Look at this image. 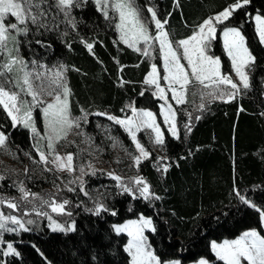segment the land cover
Segmentation results:
<instances>
[{"label": "trees", "instance_id": "1", "mask_svg": "<svg viewBox=\"0 0 264 264\" xmlns=\"http://www.w3.org/2000/svg\"><path fill=\"white\" fill-rule=\"evenodd\" d=\"M54 2L48 0L43 6L48 11L42 22L48 27L29 24L26 36L18 34L19 43L15 48L19 50L14 49L13 55L25 60L28 66L35 63L44 65L50 72H63V80L71 90V115L77 119L88 113L87 120L79 119V123L100 151L109 154V139L117 138L134 154L128 135L107 116L95 113L126 117L132 106L157 111L159 101L145 83L151 70L150 58L121 42L116 28L118 15L110 10L109 19H105L97 10L95 0H87L72 9L77 21L75 28L52 6ZM234 2L136 0L143 7L144 17L150 18L147 7L151 6L159 19L167 21L165 29L173 41L191 36L204 20ZM256 14L264 16V0H251L220 25V30L239 28L256 58L249 71L251 87L231 101L208 103L201 111H195L190 104L177 106L180 138L167 133L162 154L148 145L151 157L142 160L138 167L129 160L125 163L130 170L118 167L128 183L137 176L147 180L159 200L133 199L121 192L116 180L103 174L88 175L85 186L80 189L63 188L61 176L41 163L31 132L19 125L13 126L0 106V129L8 136L7 150L21 166V175L15 179L0 169V174L7 177L0 181V198H11L19 208L31 210L30 219L34 221L27 225L28 231L5 233L0 263L131 264L125 251L128 237L117 235L113 225L139 215L150 217L154 222L156 231L146 234L162 262L180 259L188 264L205 258L210 264H224L213 253L212 242L235 238L252 228L263 232L259 212L237 195L239 192L264 210V46L255 29L253 16ZM149 27L154 30L150 21ZM89 43L93 45L91 51L86 47ZM214 45L213 54L221 57L224 70L229 72L220 37ZM3 58L0 52V64ZM35 114L39 122L40 106L36 107ZM186 126H190V131ZM69 152L76 150L70 148ZM163 165L168 166L167 172L162 170ZM21 184L43 200L68 201L65 211L71 215L56 219L66 225L74 222L75 231H53L47 217L37 216L35 212L55 213L41 199L33 200L30 196L31 202L23 200L19 191ZM99 202L110 211L95 215ZM111 211L116 215H111ZM7 243L13 245L18 256L3 254Z\"/></svg>", "mask_w": 264, "mask_h": 264}, {"label": "snow or ice", "instance_id": "2", "mask_svg": "<svg viewBox=\"0 0 264 264\" xmlns=\"http://www.w3.org/2000/svg\"><path fill=\"white\" fill-rule=\"evenodd\" d=\"M178 2V0H177ZM251 0H235V2L229 5L220 13L213 17H209L204 20L198 29L189 37L176 41L178 48L173 47V40L170 39L169 33L164 30L166 20L162 21L157 17V13L153 7L148 6L147 12L150 13L149 17H144L143 7L136 4V0H95L97 10L101 12L105 19H109V7H111L117 14L119 23L116 24V28L120 33V40L128 47L133 48L135 51L142 52L143 55L149 56V49L152 48L154 43L158 42L159 51L163 57L164 70L167 75L164 77L168 81V87L172 92V99L177 104H183L187 102V95L189 87L193 88L195 94V86L198 84L202 89H208L205 93L200 91L201 100L203 101L205 95L212 99H225L231 101L241 91L247 90L251 87L249 71L251 65L255 64L256 58L249 50L247 40L242 31L237 27H225L222 30L224 39V49L231 61L232 71L235 76L238 77V82L234 81L232 75L223 70V66L219 57L209 54L211 48V41L215 39L217 27L220 24H224L232 17L233 13L239 9L250 4ZM48 3V0H0V52L6 51L8 54V61L0 65V77L5 75V72L11 73L14 66L20 65V71L22 75V84L17 82L14 86L20 89V92L27 96H31V102L24 100L21 96L11 89L6 90L4 84L11 83L7 79L0 81V106L7 115L11 118L13 126L22 125L25 128L30 129L34 135H39L35 121L32 116L33 108L38 103H43L41 95L43 91V85L39 87L41 91H37L33 87L32 77L33 73L26 71V62L16 56L12 55V49L8 48L9 43L18 45L19 41L16 40L13 33H19L21 35H27L29 32L28 25H36L39 28H47L48 25L43 21L47 15L48 9L43 6ZM87 3V0H55L54 6L59 9L66 18L65 22L76 27L77 21L72 16V9L80 7ZM14 18L16 22L6 24L8 16ZM149 21L154 23L157 30V34L153 35L149 30ZM256 31L258 33L259 40L264 44V17L261 15L255 16ZM23 25L24 27H20ZM143 44L145 47L141 49L138 45ZM86 47L91 51L93 45L87 44ZM182 49V54H178V51ZM18 47L15 51L18 52ZM181 59L187 61V68L181 63ZM63 69V66H61ZM56 79L52 81L56 85V89L61 91L55 95V103H49L43 109V115L48 121L50 132L56 134L57 140L66 139L67 132L72 127L79 128V119L87 120L88 113H84L81 118L73 119L71 117L70 105L68 97L71 94V90L67 87L66 81L62 79L63 72L57 71L55 73ZM36 79H42V74L35 73ZM148 85H155L156 93L160 99L165 100L167 104V97L165 96V90L160 86L157 79V68L152 66V71L149 73L145 80ZM53 89V91H56ZM49 95L52 92L48 93ZM143 94V93H141ZM200 110L203 109V102L198 106ZM83 111V109L81 110ZM95 115H106L107 119L114 121L116 124L121 125L125 131L128 132L135 148L139 155H134L133 160L138 167L143 159L151 157L150 151L137 139L136 133L142 129H149L154 133L152 137L155 144L164 146L165 140L163 132L160 129L159 124L156 122L154 114L150 111L137 110L132 108V118L119 119L115 116L108 115L107 113H95ZM199 119V117H197ZM164 121L169 125L170 134L179 139V133L175 123V112L169 104L164 112ZM188 130L190 131V126ZM8 136L5 133L0 132V148L7 151L6 141ZM48 148L55 152V147L52 144L51 137H48ZM40 161L45 164L49 163L47 155L37 148ZM73 155L67 154L65 157H61L59 154L53 158L58 170H67L69 172L75 171L73 165ZM163 160L164 157H160ZM91 167V165H89ZM162 170L167 172L168 166L163 165ZM83 175L84 169H80ZM109 176L118 182V186L122 193H127L132 196L133 199L143 198L145 200L156 199L160 197L151 190L150 184L143 177L137 176L131 178L129 183H124L122 178L118 175L109 173ZM7 177L0 174V181L5 180ZM70 191L72 189H69ZM19 191L23 194L22 199L29 201L31 196L33 200L41 199L42 204H47L51 211L62 215H71V212L65 211V206L68 201L62 203H56L54 200H43L38 197L37 194L27 191L21 184ZM87 195V193H85ZM237 195L243 203L255 208L260 214V218L264 221V210L256 207L249 200L241 196L239 192ZM31 202V201H29ZM7 203V207L13 210H19L18 203L15 201H5L0 199V204ZM110 210L103 204H98L94 210L95 215H100L102 212H109ZM24 215L29 213L25 212ZM37 216L43 215L50 221L49 226L53 231H75V224L72 223L68 227L56 222L48 215L47 212L36 211ZM111 215L115 216L116 212L111 211ZM31 219L22 220L15 215H5L0 212V245L5 242L2 239L4 232H14L18 230L28 231L26 225L33 224ZM8 224L15 225L16 228H9ZM114 232L119 235L122 233L127 234L131 239L128 241L125 251L131 258V264H162L160 258L153 251L151 244L148 241V237L145 235V231L155 232L156 228L150 217L141 215L138 220L128 221L123 225H113ZM7 254L18 256L19 253L15 250L11 243H7ZM212 249L219 260L224 264H242V261H247V264H264V235L256 230H250L244 232L238 239L233 241H224L222 244L213 243ZM169 264H178V262H169ZM200 264H208L207 261L201 260Z\"/></svg>", "mask_w": 264, "mask_h": 264}, {"label": "rangeland", "instance_id": "3", "mask_svg": "<svg viewBox=\"0 0 264 264\" xmlns=\"http://www.w3.org/2000/svg\"><path fill=\"white\" fill-rule=\"evenodd\" d=\"M110 10H112L115 14H117L111 7H109V11ZM257 15H260V14H257ZM262 17H264V16H262ZM253 21H254L255 29H256L255 17H254ZM11 22L18 23L17 21L14 20L13 17H11L9 15L7 20L5 21V23L8 24V23H11ZM220 25H218V27H217V32H216V35H215V39L211 41V48H210L209 54L214 55L213 54V51H215L214 42L216 41L217 37H220L222 48H223V52L227 56V54L225 52V49H224V39H223V33H222V30L225 27L221 28V30H220ZM21 26H23V25H21ZM153 29L154 30L152 31V29L149 27V30H150V32L152 34H157V30L155 28L154 23H153ZM18 34L19 33H15V32L13 33V35H15V37H16V40H17ZM257 35H258V33H257ZM141 45H143V44H141ZM141 45H138V47H141ZM262 45L264 46V44H262ZM173 47L174 48H178V45L176 43H174ZM8 48L12 49V55H13V51L15 49V44L10 42L9 45H8ZM149 51H150V55L148 57L151 60V70H150L149 73H151V71H152V66L155 65L156 68H157V79H158V81L160 83V86L162 88H164V90H165V96L167 97V104L165 103V100L160 99L159 95L156 93L155 85L146 84L149 87V89H151V91L153 92L154 97L157 98L158 101H159L158 102V110L154 111V110H151V109H137L134 106H132V107H130V109H131L130 110L131 111L130 114L127 115L126 117H117V116H115V117H117L119 119H122V120L123 119L132 118V108H135L138 111L139 110L150 111V112H152L154 114V116L156 118V122H157V124H159L160 129L163 132L164 140H165V136H166L167 133L169 135H171L170 132H169V125L166 124L165 121H164V112H165V110H166V108H167V106L169 104L171 105L172 109L175 112V123H176L177 130H178V133H179L178 117H177V111H176V107L177 106L184 105V104H190V105H192L194 107L195 111H196V109L201 111L198 106L202 102L204 104V107H203V109H204L207 106L208 103H211V102L217 101V100H225V99H212V98L208 97L207 95H205V97H204V99L202 101L201 100V96H200V91L203 90L205 93H207L209 90L208 89H202V87L197 84L195 86V94H194L193 88L190 86L189 87V91H188V95H187V102L183 103V104H177L176 101L172 99V92H171V90L168 87V81L164 79V77L167 75V73L164 70L163 57H162V54L159 51L158 42L154 43L152 45V48L149 49ZM1 54L4 56L3 59H5V60H3L4 62H2V64H4L5 62L8 61L9 57H8V54H7L6 51L1 52ZM178 54H182V49H180L178 51ZM13 56L17 57V55H13ZM214 56L219 57L220 60H221L220 56H217V55H214ZM227 58H228L229 66H230V70H229L228 73H230L232 75V78L234 79V81L238 82V77H236L235 73L232 71L231 61H230L228 56H227ZM181 63L183 65H185V67L187 68V61L186 60L181 59ZM221 63H222V66H223V61L222 60H221ZM2 64H0V65H2ZM20 67L21 66L18 64L16 66H14L13 71L11 73L5 72V75L3 77H0V81H4L5 79L10 81L11 83H5L4 84L5 89L6 90L11 89L12 91L17 92L21 96L22 99L31 102V99H32L31 96L25 95L24 93L20 92V89L18 87L14 86L17 82L22 84V79L21 78H22L23 73L20 71ZM223 70H224V66H223ZM0 71H3V69H0ZM26 71H28L29 73H33L34 74L33 77H32V83H33V87L36 88V90L38 92L41 91V88L39 86L41 84L43 85V91H42V95H41V100L43 101V103L36 104L35 107L33 108V111H32V116H33V119L35 121V127H36L39 135L38 136L34 135L30 131V129H28V128L27 129L31 132V134L35 138V144H36L37 148H39L40 151H43L48 157V160H49L48 164H45L42 161H41V163L43 165H45V166H48V167L52 168L53 170H55L61 176L62 182H63L62 183V187L67 189V190H69V189L74 190L75 188H79L80 189V188L85 186V183L87 181L86 177L88 175L97 176L98 174H101V175L103 174L104 177L106 178V177H110L109 173H112L114 175L120 176L124 183H128L127 181H125V177L119 171L118 167H124L125 166L126 167L125 170H128V168L130 170V167L126 165V163H128L126 161L129 160L130 163L135 165L134 160H133V156L134 155H139V153L137 152V150L135 148V144L133 143V141H132L131 137L129 136L128 132L125 131V129L121 125H118L114 121L110 120V122L113 125H118L128 135V137L131 140V142H132V144L134 146V149H135V153L134 154L129 149L124 147L123 144L120 142V140H118L117 138H113L112 140L109 139L110 140V148H111V150H109V154H107L106 152L104 153V152L100 151V148H98L97 146L92 144L90 142V140L87 138V134L84 132V130H82V126L81 125H80L79 128L72 127L71 130L67 132V138L66 139L57 140L56 134L50 132L49 126H48V121L45 119V117L43 115V109L47 106V104L55 103V95L57 94V92L61 91L60 89H56V85L52 83V81L56 79L55 73L57 71H55V72L51 71L50 72V70L45 69L44 65L40 66V65L35 64V63L31 64V66L27 65ZM37 72L42 74V79H36L35 78V73H37ZM149 73H148V75H149ZM148 75H147V77H148ZM249 78H250V73H249ZM62 79H63V77H62ZM53 89H56V91H53ZM243 91L244 90L242 89V91L238 95H241L243 93ZM49 92H52V94L49 95L48 94ZM68 100H69V103H70V96L68 97ZM37 106H40V116H41V120L39 119L40 123L38 122L36 114H35V110H36ZM108 115H110V114H108ZM104 116H106V115H104ZM112 116H114V115H112ZM71 117L73 119H76L72 115H71ZM19 126L23 127L22 125H19ZM0 132H2L1 129H0ZM136 135H137V139L147 149H148V145H151V148L153 150H155V152L159 153V155L162 154L161 153L162 146L157 145V144L154 143V141L152 139V137H154V133H152L151 130L142 129L139 132H137ZM179 135H180V133H179ZM48 137H51L52 144L55 147V152H53L50 148H48V143H49ZM70 148L75 149L76 152H69ZM57 154H59L61 157H65L67 154H72L73 158H74L73 159V165H74L75 171L69 172L67 170H58L56 168L55 163L52 162L54 156L57 155ZM143 160H145V159H143ZM89 165H91V167H89ZM81 168L84 169L83 175L80 172ZM0 169L4 172V174L10 173L11 175H13L12 177H14V179H15L16 176L21 175V166L15 161L13 153L11 154L10 152H8V150L5 151L2 148H0ZM65 175H68V177L65 178ZM0 199H4L5 201H9V200L13 201L11 198H7L6 199L5 197L0 198ZM99 204H103L104 205L103 202H99ZM18 207H19V205H18ZM3 209H4L5 213L3 212ZM0 212H3L6 216L7 215H15L16 217H18V218H20L22 220H25V221L30 219L33 216L31 214L32 213L31 210L24 209L23 207L19 208V210H13V209H10V208L7 207V203L0 204ZM25 212H27L29 214L28 215H24L23 213H25ZM48 215L51 216L53 220H55L56 222L64 225L65 227H68L69 225L74 223V222H70V223H67V225H66L64 222L59 221V219H56V217L64 218L65 215H62V214H57V213L51 214L50 213ZM40 216H42V215H40ZM140 216L141 215H139L137 218L128 219V220H126V221H124L122 223L114 224V225H123V224L127 223L128 221L138 220ZM145 217H147V216H145ZM65 222H66V220H65ZM49 224H50V221H49ZM153 224H154V222H153ZM9 225H11V227H9ZM261 225H262L263 232H260L256 228L248 229V230H245L244 232L250 231V230H256V231L260 232L261 235H264V221H262V220H261ZM8 227L9 228H16V226L12 225V224H8ZM26 227H27V225H26ZM147 231L148 230L145 231V235L146 236H147V234H146ZM65 232H68V231H65ZM244 232H242L239 236H237L235 238L225 239V240H223V242L226 241V240L227 241L236 240ZM5 233H7V232H4L2 234L3 241H5L4 240ZM122 234L127 236V234H125V233H122ZM130 239L131 238L128 237V241ZM223 242H216L215 241L214 243L222 244ZM1 247H3V244L0 245V250L2 249ZM212 251L215 254L213 249H212ZM3 254L5 256L8 255L7 254V247L4 248ZM201 260H205V261L208 262V264H210L209 261L207 259H205V258H202ZM173 261L178 262V264H183L180 259H173V260L165 261V262H162V264H169V262H173ZM200 261L199 262L188 263V264H200ZM0 264H4V263L1 262ZM242 264H247V261H242Z\"/></svg>", "mask_w": 264, "mask_h": 264}, {"label": "crops", "instance_id": "4", "mask_svg": "<svg viewBox=\"0 0 264 264\" xmlns=\"http://www.w3.org/2000/svg\"><path fill=\"white\" fill-rule=\"evenodd\" d=\"M257 15V14H256ZM255 15V16H256ZM255 16H253V19H254V17ZM201 25V24H200ZM164 29H165V27H164ZM198 29V28H197ZM166 30V29H165ZM167 31V30H166ZM119 37H120V33H119ZM179 41V40H178ZM174 43L176 42V41H173ZM147 77V76H146ZM146 80V79H145ZM221 242H223V241H221ZM214 242H212V244H213ZM212 244H211V247H212ZM201 259H199L198 261H195V262H199ZM193 263V262H192Z\"/></svg>", "mask_w": 264, "mask_h": 264}]
</instances>
